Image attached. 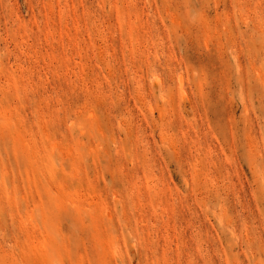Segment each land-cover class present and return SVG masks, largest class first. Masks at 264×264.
Returning a JSON list of instances; mask_svg holds the SVG:
<instances>
[{"label":"rangeland","instance_id":"rangeland-1","mask_svg":"<svg viewBox=\"0 0 264 264\" xmlns=\"http://www.w3.org/2000/svg\"><path fill=\"white\" fill-rule=\"evenodd\" d=\"M0 264H264V0H0Z\"/></svg>","mask_w":264,"mask_h":264}]
</instances>
